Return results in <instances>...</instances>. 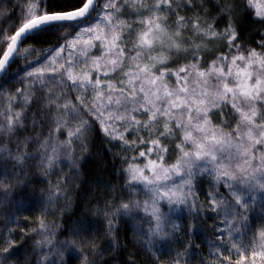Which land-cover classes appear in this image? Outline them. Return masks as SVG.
I'll return each instance as SVG.
<instances>
[{
    "label": "snow or ice",
    "instance_id": "obj_1",
    "mask_svg": "<svg viewBox=\"0 0 264 264\" xmlns=\"http://www.w3.org/2000/svg\"><path fill=\"white\" fill-rule=\"evenodd\" d=\"M0 3V264H264V0Z\"/></svg>",
    "mask_w": 264,
    "mask_h": 264
},
{
    "label": "trees",
    "instance_id": "obj_2",
    "mask_svg": "<svg viewBox=\"0 0 264 264\" xmlns=\"http://www.w3.org/2000/svg\"><path fill=\"white\" fill-rule=\"evenodd\" d=\"M4 5L2 4V3H0V7H3ZM109 163H111V161L109 160L108 161ZM117 258H119V257H117Z\"/></svg>",
    "mask_w": 264,
    "mask_h": 264
}]
</instances>
